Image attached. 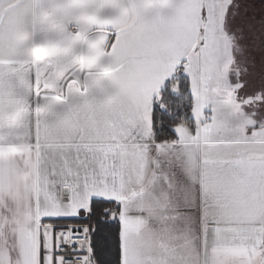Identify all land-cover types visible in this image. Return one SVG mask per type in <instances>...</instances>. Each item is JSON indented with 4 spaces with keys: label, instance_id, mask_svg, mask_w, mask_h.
Segmentation results:
<instances>
[{
    "label": "snow or ice",
    "instance_id": "obj_1",
    "mask_svg": "<svg viewBox=\"0 0 264 264\" xmlns=\"http://www.w3.org/2000/svg\"><path fill=\"white\" fill-rule=\"evenodd\" d=\"M0 264H264V0H0Z\"/></svg>",
    "mask_w": 264,
    "mask_h": 264
}]
</instances>
